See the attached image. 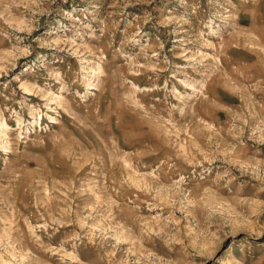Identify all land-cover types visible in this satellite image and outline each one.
<instances>
[{"label":"rangeland","instance_id":"rangeland-1","mask_svg":"<svg viewBox=\"0 0 264 264\" xmlns=\"http://www.w3.org/2000/svg\"><path fill=\"white\" fill-rule=\"evenodd\" d=\"M0 264H264V0H0Z\"/></svg>","mask_w":264,"mask_h":264}]
</instances>
